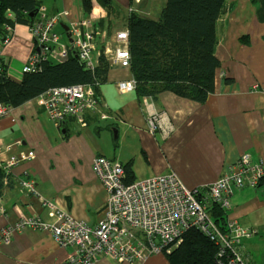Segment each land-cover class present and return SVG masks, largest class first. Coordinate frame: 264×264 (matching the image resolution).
<instances>
[{"label": "crops", "instance_id": "obj_1", "mask_svg": "<svg viewBox=\"0 0 264 264\" xmlns=\"http://www.w3.org/2000/svg\"><path fill=\"white\" fill-rule=\"evenodd\" d=\"M165 3L112 0L108 13L93 0L90 17L97 29L96 49L114 48V34L126 29L130 7L142 17L158 19ZM43 7L47 16L68 12V18H61L55 27L60 42L68 46L63 26L87 18L78 0H44ZM217 39L220 67L214 92L204 103L169 92L157 100H139L135 90L121 93L118 84L131 82L132 77L128 68L114 67L108 81L98 87V106L84 113L82 123L72 117L52 121L38 98L0 119L2 173L4 160L28 152L34 155L3 173L0 234L25 217L53 222L55 213L43 206L44 201L90 227L97 225L107 201L106 189L92 170L97 157L130 163L134 181L173 174L188 190L209 187L244 154L258 163L264 157V0H225ZM34 50L28 26L15 25L9 43H0V59L11 80H22V68ZM153 113L164 118L155 134L147 122ZM28 179L35 182L34 195L21 186ZM230 205L227 218L256 230L254 236L241 240L242 257L247 264H264V186L234 191ZM68 252L46 230H12L8 243L0 239V264H64ZM161 254L138 264H168ZM94 264L127 263L101 257Z\"/></svg>", "mask_w": 264, "mask_h": 264}, {"label": "built area", "instance_id": "obj_2", "mask_svg": "<svg viewBox=\"0 0 264 264\" xmlns=\"http://www.w3.org/2000/svg\"><path fill=\"white\" fill-rule=\"evenodd\" d=\"M132 11L133 8L128 9V12ZM37 15V20L28 26L35 41V50L22 68L24 74L38 72L41 64L48 60L59 63L67 60L69 49L73 50L87 70L95 69L102 53L96 49L95 22L91 17L70 22L67 26L70 44L67 46L60 42L55 27L61 18H68V12L47 16L41 6ZM13 28L4 27L5 36L0 38L3 46L9 43ZM103 55L111 68L129 67L127 29L114 34V48L105 49ZM118 90L121 93L135 90V83L133 80L119 83ZM38 103L57 123L68 117L77 118L82 123L84 113L98 106L96 94L88 85L51 88L38 97ZM12 110L10 104L0 103V119L8 117ZM163 119L161 113L148 116L152 134L160 130ZM19 144L17 142L15 145ZM33 158V152L12 156L3 161L1 168L8 174L20 163ZM92 170L107 192L103 219L97 225L90 227L44 201L43 206L55 213L53 222L35 216L21 218L3 230L1 241L8 243L12 230H46L58 246L70 249L64 264H94L101 257L118 263L138 264L152 254L170 253L182 243L188 231L195 229L217 245L216 264H247L239 248L240 242L254 236L256 230L243 228L229 218L225 229L221 230L210 218L207 205L202 200L207 198L228 213L234 191L259 185L258 181L264 175V157L258 163H253L249 155L240 156L229 172L205 188L207 192L201 197L200 190L184 188L173 174L125 183L122 165L104 157L94 159ZM21 186L27 194H36L33 180L23 181ZM0 214H4L1 206Z\"/></svg>", "mask_w": 264, "mask_h": 264}, {"label": "trees", "instance_id": "obj_3", "mask_svg": "<svg viewBox=\"0 0 264 264\" xmlns=\"http://www.w3.org/2000/svg\"><path fill=\"white\" fill-rule=\"evenodd\" d=\"M86 17H90L93 0H78ZM108 13L112 0H96ZM44 0H0V38L5 26H30ZM225 0H166L158 19L128 12L129 73L138 99L157 100L169 92L183 99L204 103L214 92L216 71L220 67L215 52L218 44L217 23ZM131 8V7H130ZM96 33V24L93 27ZM66 33V32H65ZM70 40V39H69ZM93 71L86 69L73 50L67 60H48L36 73H25L20 82L7 76L0 59V103L13 108L32 101L51 88L88 85L98 97V87L108 81L111 67L103 52ZM125 183L134 182L131 164L122 165ZM4 173V172H3ZM3 173L0 170V193ZM264 186V180L258 187ZM206 189L199 191L204 196ZM207 212L214 224L225 229L228 213L207 198ZM218 247L199 231H188L182 243L164 253L168 264H216Z\"/></svg>", "mask_w": 264, "mask_h": 264}, {"label": "bare ground", "instance_id": "obj_4", "mask_svg": "<svg viewBox=\"0 0 264 264\" xmlns=\"http://www.w3.org/2000/svg\"><path fill=\"white\" fill-rule=\"evenodd\" d=\"M264 180V175L259 179L258 184H260ZM258 187V186H257ZM256 187V188H257Z\"/></svg>", "mask_w": 264, "mask_h": 264}, {"label": "water", "instance_id": "obj_5", "mask_svg": "<svg viewBox=\"0 0 264 264\" xmlns=\"http://www.w3.org/2000/svg\"><path fill=\"white\" fill-rule=\"evenodd\" d=\"M63 30H64V32H66V33L68 32V28H67V27H64V26H63ZM66 35H67V37H69V36H68V33H67Z\"/></svg>", "mask_w": 264, "mask_h": 264}, {"label": "rangeland", "instance_id": "obj_6", "mask_svg": "<svg viewBox=\"0 0 264 264\" xmlns=\"http://www.w3.org/2000/svg\"><path fill=\"white\" fill-rule=\"evenodd\" d=\"M245 239H247V238H245ZM255 239H256V238H255ZM161 255H163V256H164L165 254H161Z\"/></svg>", "mask_w": 264, "mask_h": 264}]
</instances>
